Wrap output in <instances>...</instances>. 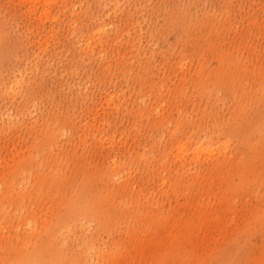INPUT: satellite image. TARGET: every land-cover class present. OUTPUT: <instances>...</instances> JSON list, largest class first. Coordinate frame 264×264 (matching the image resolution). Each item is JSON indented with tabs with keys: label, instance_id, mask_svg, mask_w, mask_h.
Instances as JSON below:
<instances>
[{
	"label": "rangeland",
	"instance_id": "1",
	"mask_svg": "<svg viewBox=\"0 0 264 264\" xmlns=\"http://www.w3.org/2000/svg\"><path fill=\"white\" fill-rule=\"evenodd\" d=\"M0 264H264V0H0Z\"/></svg>",
	"mask_w": 264,
	"mask_h": 264
}]
</instances>
